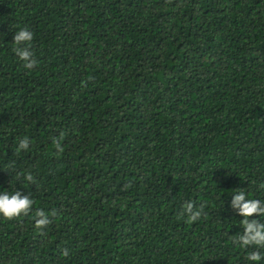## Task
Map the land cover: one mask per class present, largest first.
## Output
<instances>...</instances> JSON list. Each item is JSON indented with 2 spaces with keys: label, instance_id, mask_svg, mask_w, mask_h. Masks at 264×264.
<instances>
[{
  "label": "trees",
  "instance_id": "obj_1",
  "mask_svg": "<svg viewBox=\"0 0 264 264\" xmlns=\"http://www.w3.org/2000/svg\"><path fill=\"white\" fill-rule=\"evenodd\" d=\"M262 184L264 0H0V192L33 200L0 264H264L230 207Z\"/></svg>",
  "mask_w": 264,
  "mask_h": 264
},
{
  "label": "clouds",
  "instance_id": "obj_2",
  "mask_svg": "<svg viewBox=\"0 0 264 264\" xmlns=\"http://www.w3.org/2000/svg\"><path fill=\"white\" fill-rule=\"evenodd\" d=\"M32 39L33 33L27 27L15 31L13 36V43L15 44L13 52L24 62V67L26 69H32L37 63L30 47ZM29 143L28 137L19 139L16 149L17 153L21 150H27ZM55 144L58 150H63L60 148L59 141H55ZM25 179L30 183L34 182V178L31 174H27ZM260 187L264 188V184L260 185ZM32 205L33 200L29 195H22L19 191H15L12 194L6 191L0 192V216L8 220L17 218L21 215H28L32 209ZM230 207L234 209L239 216L243 217L241 220L243 231L236 237L234 243H239L245 248L250 246H255L257 249L264 248V222L254 218L250 219L254 215L264 216V201L248 198L246 193L241 190L232 195ZM182 208L183 212L181 215L186 214L190 222L197 221L202 215L203 206L197 209L192 201L185 202ZM56 215V211L53 210L51 216L55 217ZM36 217L35 226L37 228H44L52 223L49 214H46L43 210H38L36 212ZM63 255H68L67 249L63 250ZM246 258L249 261L258 262L264 258V255H262L260 251L255 250L250 252Z\"/></svg>",
  "mask_w": 264,
  "mask_h": 264
}]
</instances>
